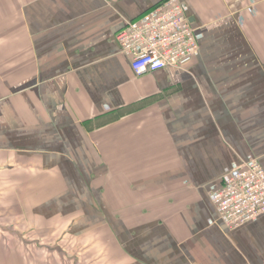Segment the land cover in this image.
I'll return each mask as SVG.
<instances>
[{"label":"crops","instance_id":"0c3cea01","mask_svg":"<svg viewBox=\"0 0 264 264\" xmlns=\"http://www.w3.org/2000/svg\"><path fill=\"white\" fill-rule=\"evenodd\" d=\"M164 1L0 0V264H264L212 200L264 168V0H179L199 56L138 77L117 36Z\"/></svg>","mask_w":264,"mask_h":264},{"label":"built area","instance_id":"2783aa9c","mask_svg":"<svg viewBox=\"0 0 264 264\" xmlns=\"http://www.w3.org/2000/svg\"><path fill=\"white\" fill-rule=\"evenodd\" d=\"M121 52L140 77L165 68L184 69L199 56V42L179 0H165L118 34ZM216 210L228 229L264 217V168L249 161L231 172L213 195Z\"/></svg>","mask_w":264,"mask_h":264},{"label":"rangeland","instance_id":"374dc122","mask_svg":"<svg viewBox=\"0 0 264 264\" xmlns=\"http://www.w3.org/2000/svg\"><path fill=\"white\" fill-rule=\"evenodd\" d=\"M69 256L72 258L71 260H68L66 261V259L63 257V261H64V264H84L83 262L82 263H78L77 260H76V252L75 250H70V253H69ZM50 261V259L48 260V262ZM88 264H90V261L88 260Z\"/></svg>","mask_w":264,"mask_h":264},{"label":"trees","instance_id":"16d2710c","mask_svg":"<svg viewBox=\"0 0 264 264\" xmlns=\"http://www.w3.org/2000/svg\"><path fill=\"white\" fill-rule=\"evenodd\" d=\"M99 123V124H96V123ZM105 122H107V120H105ZM105 122H103V121H100V120H92V121H90L89 122V124H85V127H87L88 129H91L90 127H92V125H94V124H96V125H100V124H102V123H105ZM93 128V127H92Z\"/></svg>","mask_w":264,"mask_h":264}]
</instances>
